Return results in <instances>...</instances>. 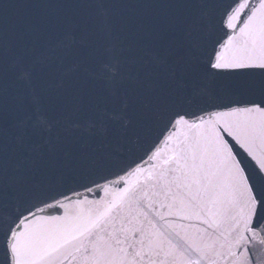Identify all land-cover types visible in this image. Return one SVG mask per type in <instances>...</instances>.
<instances>
[{"label": "snow or ice", "instance_id": "snow-or-ice-1", "mask_svg": "<svg viewBox=\"0 0 264 264\" xmlns=\"http://www.w3.org/2000/svg\"><path fill=\"white\" fill-rule=\"evenodd\" d=\"M27 6L0 0V264H264V0Z\"/></svg>", "mask_w": 264, "mask_h": 264}, {"label": "water", "instance_id": "water-1", "mask_svg": "<svg viewBox=\"0 0 264 264\" xmlns=\"http://www.w3.org/2000/svg\"><path fill=\"white\" fill-rule=\"evenodd\" d=\"M14 4L16 7H13L10 9V15L12 17H24L27 16L34 11L35 9L29 8L27 5L31 2V0H13ZM252 6H258L259 0H250ZM243 19H246V16L242 17ZM242 27V22L237 24V32L239 28ZM223 35V33H221ZM226 39V37H224ZM185 135V130H180L176 132V138L170 141L167 144L162 143L163 137H160V140H156V137H153V140L156 141L157 146L160 147L161 149V155L160 157L154 159V160H149L147 155H144L143 152H138L135 156V159L137 160L138 163H140V167L142 171L138 173L137 176H133L128 178V181L130 184L136 183L137 180H139L142 185L144 186L145 191H148L149 193L153 192L155 189L153 188V183H154V177L161 171L163 167H167L166 165L163 164V161L165 159H168L172 157L175 153L177 144L179 140H182ZM231 143L234 145V150L241 155V157H246V153L243 152V149L239 147V145H235L234 141H231L230 137H227ZM260 145H257V148L259 149ZM143 157V160L146 161L145 163L140 162V158ZM117 187H120L119 185ZM79 191L82 192V197H77L74 199H82L84 197L87 198V200L90 201H95L97 199H100L105 196V193L103 191H93L91 193L84 192L83 189H78ZM63 209L60 210H51L50 214L52 215H62L63 214ZM169 219H174L173 217H169ZM179 223V221H177ZM184 223H192V224H197L198 222L196 221L195 218H193L191 221H185ZM75 264V262H73Z\"/></svg>", "mask_w": 264, "mask_h": 264}]
</instances>
